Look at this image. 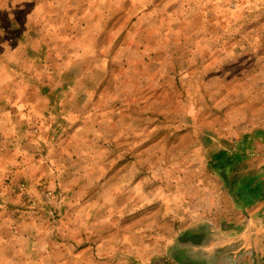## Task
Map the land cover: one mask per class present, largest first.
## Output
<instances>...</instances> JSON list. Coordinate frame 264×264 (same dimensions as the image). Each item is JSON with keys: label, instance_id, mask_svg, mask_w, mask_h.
I'll return each mask as SVG.
<instances>
[{"label": "rangeland", "instance_id": "374dc122", "mask_svg": "<svg viewBox=\"0 0 264 264\" xmlns=\"http://www.w3.org/2000/svg\"><path fill=\"white\" fill-rule=\"evenodd\" d=\"M259 26L264 0H0L1 261L11 233L45 232L100 261L214 246L264 264L207 164L211 137L188 127L211 120L204 63L249 52Z\"/></svg>", "mask_w": 264, "mask_h": 264}, {"label": "crops", "instance_id": "0c3cea01", "mask_svg": "<svg viewBox=\"0 0 264 264\" xmlns=\"http://www.w3.org/2000/svg\"><path fill=\"white\" fill-rule=\"evenodd\" d=\"M239 43L243 44V41L238 39L237 46H240ZM246 44L251 46L249 52L244 53V50L237 48L234 55L225 52L218 59L211 57L206 62L207 65L204 63L203 80L196 81V77L192 78L203 87L208 96H211L201 108L204 109L205 115L210 112V117L205 118L211 120L206 126H202L197 119L188 127L195 134L198 130L205 137H211L206 140V148L209 147L207 153L205 152L207 164L211 163L219 152H224L227 157L235 154L238 158L241 157L235 168L226 172L231 174V179L235 178V186L232 187L239 192L234 198V206L244 208V211H247L246 222L251 223L255 236L252 253H258L260 256L264 253L260 245V239L264 238V53L260 54V50L264 51V41L251 39ZM211 87L215 89H210ZM213 96L216 100L211 106ZM221 186L228 189L224 182ZM243 190L246 191V198ZM243 227L244 225H241L237 229L239 235H242ZM44 233L35 235L37 241L29 239L32 238L31 234L28 243L23 246L19 245V240L14 241L15 233H11V252L6 255L7 260L1 261L0 258V264H132L125 258L100 261L97 258L98 248L68 247L52 237L46 240ZM16 235L21 238L19 233ZM42 240L45 241L44 244L39 243ZM195 247L197 246L174 248L171 251L175 260L173 263L164 259L155 264H227L219 262L218 258L213 256L217 253L214 246H205L207 251L202 253L206 255L204 259L192 256L198 252L196 250L202 249ZM255 258L257 259V256ZM256 263L259 264L252 259L251 264ZM236 264H245V259L236 257Z\"/></svg>", "mask_w": 264, "mask_h": 264}, {"label": "trees", "instance_id": "16d2710c", "mask_svg": "<svg viewBox=\"0 0 264 264\" xmlns=\"http://www.w3.org/2000/svg\"><path fill=\"white\" fill-rule=\"evenodd\" d=\"M240 160L241 157L238 158L236 154L232 157H227L224 152H219L213 157L212 162L208 164L211 171L214 172L220 178V180L227 185L229 193L234 197H236L237 193H239L233 188L235 186L236 180L235 178L231 179V174L227 173L226 170L234 169L236 163Z\"/></svg>", "mask_w": 264, "mask_h": 264}]
</instances>
